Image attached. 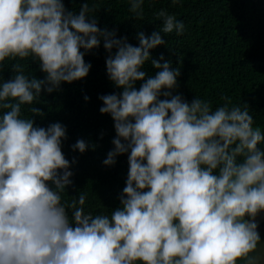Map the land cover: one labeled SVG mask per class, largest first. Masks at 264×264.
<instances>
[{
    "label": "clouds",
    "instance_id": "clouds-1",
    "mask_svg": "<svg viewBox=\"0 0 264 264\" xmlns=\"http://www.w3.org/2000/svg\"><path fill=\"white\" fill-rule=\"evenodd\" d=\"M129 3L142 20L145 0ZM91 11L88 3L75 14L63 0H0V67L31 59L45 73L43 80L30 79L17 62L13 78L0 82V264H258L251 254L260 243L256 218L264 213V150L258 147L264 133L254 127L249 106L221 97L225 103L213 111L206 100L189 104L172 95L180 71L163 54L151 61L158 71L146 79L150 50L165 44L160 32L185 31L175 15L161 9L155 14L160 31L140 32L133 46L101 30L88 19ZM101 39L108 78L122 89L99 97V111L111 116L116 132L103 164L130 155L121 207L93 216L84 211V194L62 201L73 176L62 152L65 126H34L21 112L42 89L51 94L87 77L85 53ZM71 147L83 154L89 144L78 139Z\"/></svg>",
    "mask_w": 264,
    "mask_h": 264
},
{
    "label": "trees",
    "instance_id": "trees-1",
    "mask_svg": "<svg viewBox=\"0 0 264 264\" xmlns=\"http://www.w3.org/2000/svg\"><path fill=\"white\" fill-rule=\"evenodd\" d=\"M63 3L75 14L88 3L93 9L88 19L95 18L101 30L115 31L117 39L126 38L133 46H139L140 32L151 36L160 31L163 22L155 14L161 9L175 15L177 22H183L185 31L180 36L160 32L165 44L150 50V59L142 68L146 79L158 71L151 61H159L163 54L164 61H170L171 67L180 71L178 87L172 90V95H181L189 104L196 97L206 100L213 111L225 103L221 97L230 98L231 105L246 103L254 127H260L264 133V0H180L175 6L172 0H145L142 20L130 12L129 0H63ZM103 44L101 39L98 48L85 53V62L91 64L87 77L71 84L62 83L51 94L42 89L39 100L22 106L21 112L22 118L33 119L34 126L46 129L57 122L65 126L67 139L62 141V152L70 162L73 176L72 184L61 194L62 201L71 203L84 194V211L93 216L110 215L121 207L119 197L126 186L130 155L117 156L113 166L103 164L108 152L114 149L116 132L111 116L99 111L103 106L99 97L122 92L108 78L109 54ZM17 62L25 66V75L30 79L45 78L38 61L6 60L0 67V82L13 78L12 64ZM142 83L136 82L137 90ZM31 107L40 109L41 114L32 113ZM3 111L0 110V116ZM78 139L89 144L83 154L72 150ZM258 147L264 150V144ZM72 211L68 209L70 219Z\"/></svg>",
    "mask_w": 264,
    "mask_h": 264
},
{
    "label": "rangeland",
    "instance_id": "rangeland-1",
    "mask_svg": "<svg viewBox=\"0 0 264 264\" xmlns=\"http://www.w3.org/2000/svg\"><path fill=\"white\" fill-rule=\"evenodd\" d=\"M258 232L260 234V243L257 246L256 252L251 255H258V264H264V225L258 229Z\"/></svg>",
    "mask_w": 264,
    "mask_h": 264
},
{
    "label": "water",
    "instance_id": "water-1",
    "mask_svg": "<svg viewBox=\"0 0 264 264\" xmlns=\"http://www.w3.org/2000/svg\"><path fill=\"white\" fill-rule=\"evenodd\" d=\"M258 229L264 225V213H260L256 218Z\"/></svg>",
    "mask_w": 264,
    "mask_h": 264
}]
</instances>
